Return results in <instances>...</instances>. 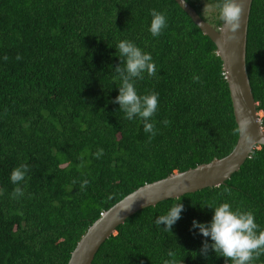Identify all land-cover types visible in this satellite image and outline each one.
Wrapping results in <instances>:
<instances>
[{"label":"trees","instance_id":"1","mask_svg":"<svg viewBox=\"0 0 264 264\" xmlns=\"http://www.w3.org/2000/svg\"><path fill=\"white\" fill-rule=\"evenodd\" d=\"M186 2L221 26L217 0H207L210 12L204 0ZM152 9L167 19L158 37L149 31ZM122 40L156 65V75L134 81L139 95H159L150 119L155 136L114 102ZM245 62L264 129V0H252ZM237 138L216 47L174 0H0V264H67L87 229L125 196L227 156ZM21 164L29 171L13 184ZM16 187L23 195L13 199ZM179 202L171 232L157 227L155 219ZM224 202L251 211L264 230V146L222 185L128 217L92 264H230L211 248L202 254L211 238L192 227L193 220L209 223L214 209L207 206ZM253 264H264V254Z\"/></svg>","mask_w":264,"mask_h":264},{"label":"water","instance_id":"2","mask_svg":"<svg viewBox=\"0 0 264 264\" xmlns=\"http://www.w3.org/2000/svg\"><path fill=\"white\" fill-rule=\"evenodd\" d=\"M174 1L216 47L226 76L237 129H239L242 119H247L249 125L244 132L238 131L236 145L227 156L145 184L113 205L87 229L72 251L67 264H92L100 246L128 217L140 210L153 207L159 202L222 185L239 170L256 147L264 146V129L261 127L260 114L257 112V103L252 94L245 62L252 0H243L241 27L236 33L235 40L224 39L223 22L220 27L215 28L201 18L187 2ZM245 136L251 139L245 140ZM133 194L144 196L148 198L149 202H146L142 197L137 198L131 210L122 211L133 199Z\"/></svg>","mask_w":264,"mask_h":264},{"label":"clouds","instance_id":"3","mask_svg":"<svg viewBox=\"0 0 264 264\" xmlns=\"http://www.w3.org/2000/svg\"><path fill=\"white\" fill-rule=\"evenodd\" d=\"M183 2H186V0H183ZM214 7L218 12L219 20L223 22L224 39L235 40L237 38L236 33L241 27L244 9L243 0H217ZM150 15L152 19L149 31L153 37H158L163 29L167 27L166 16L155 9L150 10ZM116 49L120 64L114 69L117 76L113 79L114 81L118 79L120 85L118 87L119 94L114 102L119 104V110L125 113L128 120L139 117L143 121L144 132L155 136L156 128L154 123L150 122V119L158 109L159 95L158 93L139 95L134 86V81L137 78L143 79L145 72L150 77L156 75V65L152 62L150 53L143 52L130 41H120ZM4 59H7V57ZM17 59H20V57L17 56ZM194 80H199V77H194ZM163 123L167 126L170 122L165 120ZM248 125L249 121L242 119L237 130L244 132ZM250 139V137L245 136V140ZM103 152L102 148L98 149L95 153L96 158H100ZM28 171L29 166L27 164H21L19 167L14 168L10 174L11 182L18 184L24 181ZM73 183L75 184L76 181H73ZM88 183L87 180L81 181L80 189L83 190ZM22 195V188L16 187L13 190L12 198L16 199ZM141 197L149 202L148 198L133 194V199L122 211L131 210L136 199ZM207 207L214 209L211 221L206 224L195 220L192 222L193 228H198L203 237H210L212 241L211 244L207 240L204 241L201 249L202 254L206 256L211 248L217 257L225 258L226 262H230V264H253L254 260L264 254V230H259V226L255 222V216L251 211L233 210L227 202L215 207ZM182 211L183 204L179 202L172 206L167 214L158 216L154 223L157 227H160L161 224L165 225L163 230L171 232L172 226L180 218ZM168 255L172 256L173 253L170 251ZM164 264H175V262L166 260Z\"/></svg>","mask_w":264,"mask_h":264},{"label":"rangeland","instance_id":"4","mask_svg":"<svg viewBox=\"0 0 264 264\" xmlns=\"http://www.w3.org/2000/svg\"><path fill=\"white\" fill-rule=\"evenodd\" d=\"M205 8L210 12L212 10V6L207 2V0H204Z\"/></svg>","mask_w":264,"mask_h":264}]
</instances>
